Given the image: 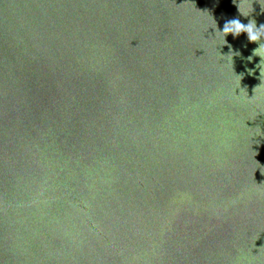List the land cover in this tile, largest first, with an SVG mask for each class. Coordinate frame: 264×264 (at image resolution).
Wrapping results in <instances>:
<instances>
[{
    "label": "water",
    "instance_id": "water-1",
    "mask_svg": "<svg viewBox=\"0 0 264 264\" xmlns=\"http://www.w3.org/2000/svg\"><path fill=\"white\" fill-rule=\"evenodd\" d=\"M233 18L264 0H0V264H264V78Z\"/></svg>",
    "mask_w": 264,
    "mask_h": 264
},
{
    "label": "clouds",
    "instance_id": "clouds-1",
    "mask_svg": "<svg viewBox=\"0 0 264 264\" xmlns=\"http://www.w3.org/2000/svg\"><path fill=\"white\" fill-rule=\"evenodd\" d=\"M239 10L244 16L249 15L244 13L240 7ZM242 33L247 34L249 41L258 43V47L253 49L252 55L247 57V59L251 61L254 56H259L261 58L260 62L256 64V68L259 69V78L262 79L264 78V24H261L259 27H257L256 21L254 19L250 20L247 24H244L239 18H233L225 21L222 30L217 28L216 31V35H218L223 40V45L228 43L226 39L227 35L231 34L233 37H238ZM234 55H240V53L239 51H233L229 45V53L224 57L229 58L233 63L232 58ZM248 72L254 74L255 70L248 69Z\"/></svg>",
    "mask_w": 264,
    "mask_h": 264
}]
</instances>
